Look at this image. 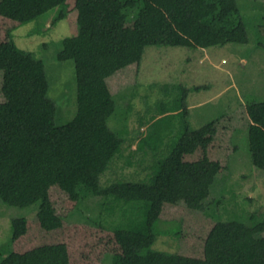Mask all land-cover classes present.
I'll list each match as a JSON object with an SVG mask.
<instances>
[{
  "label": "trees",
  "instance_id": "16d2710c",
  "mask_svg": "<svg viewBox=\"0 0 264 264\" xmlns=\"http://www.w3.org/2000/svg\"><path fill=\"white\" fill-rule=\"evenodd\" d=\"M75 1L78 32L60 41L56 59L75 63V116L81 120L44 129L27 102L0 101V203L17 208L37 205L42 211L53 185L70 188L77 204L91 196L97 198L93 207L117 219L113 233L119 250L111 264H264V215L254 213L245 220L217 221L206 237L203 258L151 248L165 208L184 203L191 210L205 209L217 179L211 163L184 160L197 133L186 120L181 121V135L168 156L158 157L159 143L144 140L140 144L155 156L145 177L102 184L101 176L120 156L128 132L125 124L116 131L108 125L112 111L104 107L113 101L108 79L130 64L139 70L147 45L145 7L140 0ZM144 1L157 7L177 32L199 45H225L238 35L247 41L249 28L238 0ZM66 2L0 0V14L23 25ZM66 13L62 9L58 19ZM7 35L0 42V71L12 76L25 97L36 99L38 110L53 106L44 61ZM201 88L179 89V97L171 102L160 100L158 113L166 115L167 122L173 120L172 111L182 110L185 117L189 93ZM245 110L251 161L257 170H264V98L247 103ZM215 124L213 121L202 135L213 131ZM127 162L133 163L131 158ZM27 222L24 216L13 218L9 243L0 249V264H68L59 244L36 246L23 253L11 249L27 231Z\"/></svg>",
  "mask_w": 264,
  "mask_h": 264
},
{
  "label": "rangeland",
  "instance_id": "374dc122",
  "mask_svg": "<svg viewBox=\"0 0 264 264\" xmlns=\"http://www.w3.org/2000/svg\"><path fill=\"white\" fill-rule=\"evenodd\" d=\"M139 3L145 7L147 45L139 70L130 64L108 79L113 93V101L104 107L112 111L108 125L116 131L125 124L128 132L120 156L101 176L102 184L145 177L155 156L140 144L144 140L159 143L158 157L168 156L181 135V121H188L197 133L184 160L211 163L217 179L205 209L191 210L184 203L165 208L151 248L203 258L206 237L217 221L245 220L249 213L264 215V170H257L251 161L245 110L247 103L264 98V0H238L249 28L247 41L238 35L225 45L208 47L177 32L149 1ZM75 4V0H67L23 25L0 14V42L10 33L21 49L44 61L53 106L38 110L36 99L25 97L12 76L2 71L0 101L27 102L44 129L81 120L75 116V63L56 59L60 41L78 32ZM62 9L66 16L58 19ZM195 86L202 88L189 93L188 115L182 117V110L172 111L173 120L167 122L166 115L158 113L160 100L171 102L179 97V89ZM213 121L214 130L202 135ZM128 158L133 163H128ZM94 200L98 202L91 196L77 204L70 188L53 185L42 211L37 205L17 208L0 203V249L9 243L12 220L20 215L28 220L27 231L11 249L23 253L36 246L59 244L68 264H111L119 250L113 233L117 219L93 207Z\"/></svg>",
  "mask_w": 264,
  "mask_h": 264
}]
</instances>
